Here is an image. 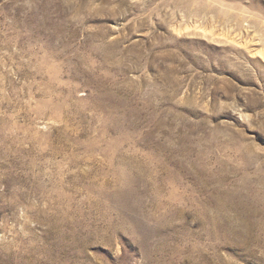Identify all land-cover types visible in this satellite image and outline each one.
Wrapping results in <instances>:
<instances>
[{"label": "rangeland", "instance_id": "rangeland-1", "mask_svg": "<svg viewBox=\"0 0 264 264\" xmlns=\"http://www.w3.org/2000/svg\"><path fill=\"white\" fill-rule=\"evenodd\" d=\"M0 264H264V0H0Z\"/></svg>", "mask_w": 264, "mask_h": 264}]
</instances>
